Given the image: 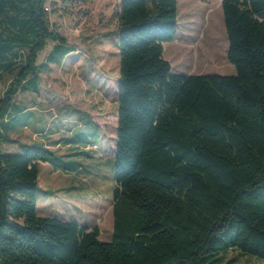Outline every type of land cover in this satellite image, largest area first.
Masks as SVG:
<instances>
[{"label": "trees", "instance_id": "1", "mask_svg": "<svg viewBox=\"0 0 264 264\" xmlns=\"http://www.w3.org/2000/svg\"><path fill=\"white\" fill-rule=\"evenodd\" d=\"M46 3L0 0V82L11 77L0 99V264H213L232 248L264 259V0H221L234 74L172 73L163 43L177 33V0H119L109 241L98 226L36 214L39 162L76 173L79 161L40 145L1 149L31 118L14 96L39 93L38 53L53 43L47 65L75 51Z\"/></svg>", "mask_w": 264, "mask_h": 264}, {"label": "rangeland", "instance_id": "2", "mask_svg": "<svg viewBox=\"0 0 264 264\" xmlns=\"http://www.w3.org/2000/svg\"><path fill=\"white\" fill-rule=\"evenodd\" d=\"M220 3L177 0V33L163 43V58L172 73H235L226 58L228 42ZM118 4L119 0H47L51 26L75 51L61 63L47 65L45 56L53 43L48 41L38 53L39 93L14 96L31 110V118L26 128L10 134L16 142L1 144L9 153H21L22 144L46 146L63 160L79 161L82 170L76 173L56 169L49 161L39 162L36 214L98 226L101 241L111 239L113 227ZM10 79L0 82V99ZM69 130L75 136L89 134L98 145L78 148L63 143ZM213 264H264V259L232 248L215 256Z\"/></svg>", "mask_w": 264, "mask_h": 264}, {"label": "crops", "instance_id": "3", "mask_svg": "<svg viewBox=\"0 0 264 264\" xmlns=\"http://www.w3.org/2000/svg\"><path fill=\"white\" fill-rule=\"evenodd\" d=\"M227 47H228V44H227ZM71 53H74V51L73 52H71ZM71 53H69V54H71ZM234 67V66H233ZM28 109V108H27ZM27 126H25L24 128H26ZM116 127H117V120H116ZM20 129V128H19ZM18 129V130H19ZM58 131H59V129H56L55 131H54V133H58ZM16 132V131H15ZM14 133V132H13ZM73 131L72 130H69L68 131V136H65V139H67V138H69V137H71V136H73ZM116 135V134H115ZM64 139V138H63ZM68 145H70V144H68ZM97 146L98 145V142L96 143V142H94V143H92V144H88L85 148H87V147H91V146ZM74 147H76V146H74Z\"/></svg>", "mask_w": 264, "mask_h": 264}]
</instances>
